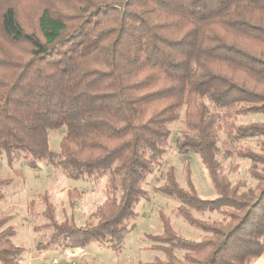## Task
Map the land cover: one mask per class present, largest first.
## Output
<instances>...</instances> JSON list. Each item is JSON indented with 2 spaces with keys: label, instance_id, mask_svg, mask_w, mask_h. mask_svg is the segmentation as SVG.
<instances>
[{
  "label": "trees",
  "instance_id": "16d2710c",
  "mask_svg": "<svg viewBox=\"0 0 264 264\" xmlns=\"http://www.w3.org/2000/svg\"><path fill=\"white\" fill-rule=\"evenodd\" d=\"M26 1L0 0V156L10 165L54 164L74 181L109 180L94 224L58 222L47 207L52 244L122 249L136 206L150 199L144 185L166 153L169 124L186 108L192 135L178 151L201 156L218 195L183 189L172 169L157 191L211 237L182 238L161 217L163 234L150 238L166 259L150 264L264 260V141L261 153L238 152L250 161L253 187L233 184L218 160L223 129L233 128L236 139L264 138V122H230L264 115V0H41L38 32L20 22ZM52 130L63 133L58 153L49 147ZM11 182L0 178V186ZM193 211L224 221L204 224ZM10 222L0 218V264H21Z\"/></svg>",
  "mask_w": 264,
  "mask_h": 264
},
{
  "label": "rangeland",
  "instance_id": "374dc122",
  "mask_svg": "<svg viewBox=\"0 0 264 264\" xmlns=\"http://www.w3.org/2000/svg\"><path fill=\"white\" fill-rule=\"evenodd\" d=\"M41 8V0L20 3L19 18L27 31L38 32L37 19ZM185 111L186 108H181L179 119L169 124L171 134L166 153L144 185L150 199L141 200L136 206L138 217L132 223L134 229L125 237L122 249L114 251L93 242L79 251H69V257L59 264H150L165 260V252L159 248L161 243L150 238L163 234V220L168 221L182 238L199 242L211 237L179 214L176 199L157 191L167 183L166 174L172 169L183 189L191 190L193 187L202 199H215L218 195L201 156L182 155L178 151L179 141L185 135H192L186 125ZM230 122L238 128L254 122L262 123L264 115L236 116ZM232 130L228 127L218 132V160L233 184H239L243 189L253 187L256 182L248 171L250 161L240 158L238 152L251 150L261 153L260 144L264 138L236 139V132ZM62 138V131L52 130L50 150L60 152ZM0 178L12 180L8 185L0 186V192L5 196L0 202V218L11 217L10 225L16 231L13 241L24 249L21 264H54V260L60 259L66 251L52 244L53 231L47 227L49 221L45 216L47 207L58 222L72 220L79 226L94 224L97 222L95 214L106 199L109 185L108 178L71 180L56 165L32 159H21L10 165L6 156H0ZM193 216L204 224L224 221L223 215L217 212L193 211ZM174 253L178 259L185 261L184 251L176 249ZM251 264H264V260Z\"/></svg>",
  "mask_w": 264,
  "mask_h": 264
},
{
  "label": "built area",
  "instance_id": "2783aa9c",
  "mask_svg": "<svg viewBox=\"0 0 264 264\" xmlns=\"http://www.w3.org/2000/svg\"><path fill=\"white\" fill-rule=\"evenodd\" d=\"M79 250H81V248H69V249H66V251H64V253L61 255L60 259H55L53 263L54 264H59V263L62 262L63 259L66 260L69 257V254H68L69 251H71L73 253V251H79Z\"/></svg>",
  "mask_w": 264,
  "mask_h": 264
}]
</instances>
